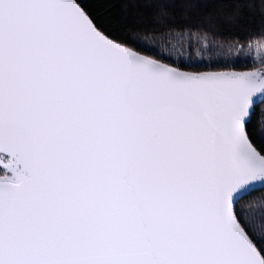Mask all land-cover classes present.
I'll use <instances>...</instances> for the list:
<instances>
[{
	"label": "snow or ice",
	"instance_id": "1",
	"mask_svg": "<svg viewBox=\"0 0 264 264\" xmlns=\"http://www.w3.org/2000/svg\"><path fill=\"white\" fill-rule=\"evenodd\" d=\"M122 2L159 52L80 0H0V264H264V35L252 70L164 54L252 0Z\"/></svg>",
	"mask_w": 264,
	"mask_h": 264
},
{
	"label": "trees",
	"instance_id": "2",
	"mask_svg": "<svg viewBox=\"0 0 264 264\" xmlns=\"http://www.w3.org/2000/svg\"><path fill=\"white\" fill-rule=\"evenodd\" d=\"M80 2L100 28L110 31L114 35H120L122 27L127 25L140 30L135 34L140 41H154L149 35L145 34V29L150 32L154 24L149 12L144 11L143 14H135L131 10V6L126 10L122 0H80ZM215 11V6L209 5L199 15L192 14L188 20H185L182 13L178 12L175 17L176 24L177 26L191 25L193 31L198 25H202L204 29H207L209 24L203 18L209 13H215ZM231 14L233 15L232 21L217 19L214 22L215 29L209 33V40L221 45L228 44L246 47L250 40L258 39L264 35V13L261 11L259 0H252L250 6H244L238 13L233 9ZM189 39L193 40L194 38L190 37ZM180 64L184 65V70L188 71H246L252 70L254 67L252 63H244L243 61H236L232 65L227 63L225 66L213 67V69L191 63ZM261 107H264V105H260L257 108V113H259ZM259 195H261L259 192L253 193V196ZM249 200H251V197ZM242 203H245V201H242ZM249 206L251 209L260 211L264 209V202L255 201ZM263 225L264 220H257L254 227L259 232L264 230Z\"/></svg>",
	"mask_w": 264,
	"mask_h": 264
},
{
	"label": "rangeland",
	"instance_id": "3",
	"mask_svg": "<svg viewBox=\"0 0 264 264\" xmlns=\"http://www.w3.org/2000/svg\"><path fill=\"white\" fill-rule=\"evenodd\" d=\"M141 42L155 47L158 52L161 50L159 41L146 42L143 40ZM172 43L175 42L173 41ZM164 47L168 49L164 54L172 57L178 63L203 65L212 69L213 67L225 66L227 63L232 65L236 61L252 63V59L257 57L255 47L249 48L248 44L246 47L228 44L221 45L213 40H201L198 38L189 39L184 42L183 46L176 44L175 47H172V44L166 43Z\"/></svg>",
	"mask_w": 264,
	"mask_h": 264
}]
</instances>
